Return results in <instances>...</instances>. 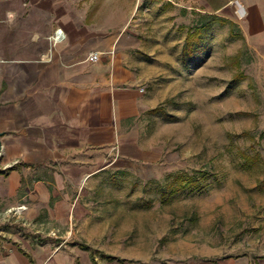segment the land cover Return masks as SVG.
Returning a JSON list of instances; mask_svg holds the SVG:
<instances>
[{
  "label": "rangeland",
  "instance_id": "374dc122",
  "mask_svg": "<svg viewBox=\"0 0 264 264\" xmlns=\"http://www.w3.org/2000/svg\"><path fill=\"white\" fill-rule=\"evenodd\" d=\"M65 1L127 35L150 107L104 153L62 246L94 264H264V0Z\"/></svg>",
  "mask_w": 264,
  "mask_h": 264
},
{
  "label": "crops",
  "instance_id": "0c3cea01",
  "mask_svg": "<svg viewBox=\"0 0 264 264\" xmlns=\"http://www.w3.org/2000/svg\"><path fill=\"white\" fill-rule=\"evenodd\" d=\"M74 4L0 0V264H94L62 246L77 201L150 107L127 35Z\"/></svg>",
  "mask_w": 264,
  "mask_h": 264
},
{
  "label": "trees",
  "instance_id": "16d2710c",
  "mask_svg": "<svg viewBox=\"0 0 264 264\" xmlns=\"http://www.w3.org/2000/svg\"><path fill=\"white\" fill-rule=\"evenodd\" d=\"M200 32V31H199ZM199 34V35H198ZM201 34L198 33L197 31L190 37L187 38V45H189L190 47H192V45L194 44V42L196 41L197 37L200 36ZM199 38L197 39L196 42H198ZM177 179L174 180L173 184L170 186H174V185H178L180 184V188H188L190 187V190L193 191H200L202 192L204 189V186L202 184V182L196 178H191L187 175H183V174H176Z\"/></svg>",
  "mask_w": 264,
  "mask_h": 264
},
{
  "label": "built area",
  "instance_id": "2783aa9c",
  "mask_svg": "<svg viewBox=\"0 0 264 264\" xmlns=\"http://www.w3.org/2000/svg\"><path fill=\"white\" fill-rule=\"evenodd\" d=\"M60 36L58 35V36H56V38H59ZM98 58H99V55H98V53H96V54H94L92 57H91V60L92 61H98Z\"/></svg>",
  "mask_w": 264,
  "mask_h": 264
},
{
  "label": "water",
  "instance_id": "95a60500",
  "mask_svg": "<svg viewBox=\"0 0 264 264\" xmlns=\"http://www.w3.org/2000/svg\"><path fill=\"white\" fill-rule=\"evenodd\" d=\"M1 136V135H0ZM0 152H1V142H0Z\"/></svg>",
  "mask_w": 264,
  "mask_h": 264
},
{
  "label": "bare ground",
  "instance_id": "6f19581e",
  "mask_svg": "<svg viewBox=\"0 0 264 264\" xmlns=\"http://www.w3.org/2000/svg\"><path fill=\"white\" fill-rule=\"evenodd\" d=\"M242 7V6H241ZM243 15V14H242Z\"/></svg>",
  "mask_w": 264,
  "mask_h": 264
}]
</instances>
